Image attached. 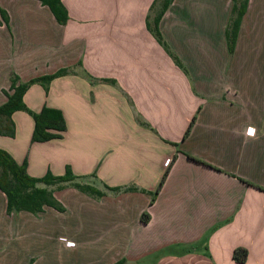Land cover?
Wrapping results in <instances>:
<instances>
[{
  "label": "crops",
  "instance_id": "crops-1",
  "mask_svg": "<svg viewBox=\"0 0 264 264\" xmlns=\"http://www.w3.org/2000/svg\"><path fill=\"white\" fill-rule=\"evenodd\" d=\"M157 1L59 0V25L36 0H0L9 26L0 25V105L10 73L26 82L67 70L22 96L33 113H61V138L31 143L32 119L16 111L0 149L32 178L98 165L102 185L137 189L73 206L57 224L10 221L27 264H237L236 248L247 252L242 264H264V47L248 20L264 0H247L231 54L230 0H172L157 24L165 49L147 27Z\"/></svg>",
  "mask_w": 264,
  "mask_h": 264
},
{
  "label": "trees",
  "instance_id": "trees-1",
  "mask_svg": "<svg viewBox=\"0 0 264 264\" xmlns=\"http://www.w3.org/2000/svg\"><path fill=\"white\" fill-rule=\"evenodd\" d=\"M36 1H38L42 6L48 8L53 18L59 25H63L65 23L67 19L66 12L59 0ZM171 1L172 0H161L158 9L152 17L151 25L148 26L147 22V27H149L156 41L163 46L164 49L166 46L159 35L157 24ZM230 1V15L224 32L228 54L233 52L239 25L245 13L247 4V0ZM0 25H4L7 30L9 29L8 17L5 11L1 8ZM174 60L177 62L175 58ZM66 74V69H59L51 75H44L29 79L26 82H19L17 75L10 73L8 86V91L10 93L4 90L2 91L5 96V101L0 105V135L13 137V123L11 121V115L16 111H23L30 116L33 122V129L30 136L31 143H40L61 138V133L65 131V122L61 113L58 110L44 106L37 113H33L24 106L22 96L30 85L39 83L45 88V85L52 79ZM191 125L192 121H190L183 136L187 135ZM192 160L200 162L196 159ZM166 173L167 171L163 173L156 185V188L152 193H150L149 205L152 204L155 196L160 190ZM54 186L58 188L69 186L93 199L100 198L108 192L116 195L123 192L137 191L134 187L111 188L106 185H101V188H99L92 184H84L79 182L76 176L72 175L68 166L65 167L64 173L61 176H52L47 172L41 178H32L25 173L24 161L20 165H17L7 152L0 149V193L3 195L5 200L4 212L6 215L12 216L19 212H26L34 215L42 212L43 207L51 208L59 213L63 212L64 208L56 199H54L52 195L51 188ZM256 188L264 191L260 187ZM140 192L144 191L140 190ZM148 219L149 216L146 212H142L139 216V222L142 224H146ZM246 255L247 252L245 249L236 248L232 251L231 259L237 264H242L245 261ZM30 263L31 260L28 264ZM111 264H126V260L124 258H120Z\"/></svg>",
  "mask_w": 264,
  "mask_h": 264
},
{
  "label": "rangeland",
  "instance_id": "rangeland-1",
  "mask_svg": "<svg viewBox=\"0 0 264 264\" xmlns=\"http://www.w3.org/2000/svg\"><path fill=\"white\" fill-rule=\"evenodd\" d=\"M160 2H161V0L157 1L155 9H158ZM261 4L262 3H260L259 6H254L252 8V11L249 14L248 20H249V22H251L253 24L252 27L254 28V30H256L255 37L253 38V40L256 41V43H259L261 41V43H259L261 45H258V44H253V45H258V46L264 47V13H262V14L257 13L256 14L257 10H259V9L264 11V9H262L260 7ZM229 15H230V12H229ZM228 19H229V17H228ZM210 46L213 47L212 45H210ZM214 47H216V44L214 45ZM263 53H264V51H263ZM263 53L260 54L259 56H262ZM208 57H209V62H211L210 55ZM196 89H197V87H196ZM45 90L46 89H44V91ZM20 112L23 114H26L23 111H20ZM0 138H1L0 140L6 139V141H12L13 137H7V136L0 135ZM16 145H18V147L24 146L21 142L20 137L16 141ZM24 148H25V146H24ZM24 153H25V151H24ZM98 167H99L98 165L91 166V168L93 169V172L90 174H87V175H78L77 176V175H74L72 172L71 173L73 176H76L78 178L79 182H82L84 184H92L94 186H101L103 183L100 182L99 179L96 178V175L94 173L96 171V169H98ZM59 176H61V175H59ZM51 190H52L51 192H52L54 199H56L61 204V206L64 208V211L61 212L62 214L59 212H56L55 210L50 209L48 207H43V210H42L41 214H39V215L38 214L30 215V214L23 213V212L16 213L12 216L6 215L4 213V197L0 193V225H1L2 233H3L2 240H0V264H27V260H28V255H27L28 253H27V251H25L24 241L22 242V240H21V242L23 244L22 245L19 244V240L22 238L21 236H19V233H17V232L13 233V236H10L7 233L8 231L6 228H8V224L10 223V221L12 223L16 222L19 225H22V224L27 223V222H53V223L57 224L58 222L67 221V216L65 218V214H64V212L67 209L70 210L71 207L76 206V205H80V206L81 205H88V204H90L91 200H95V199H92L90 196L84 195V194L78 192L77 190H75L69 186H66L63 188H58V187L54 186L51 188ZM59 238H62V237H59ZM63 245H64V243H63ZM173 249H175V247H173ZM126 264H153V260H152V257H148V258L144 259L142 261V263L141 262L135 263L134 261L131 260V261H126Z\"/></svg>",
  "mask_w": 264,
  "mask_h": 264
},
{
  "label": "built area",
  "instance_id": "built-area-1",
  "mask_svg": "<svg viewBox=\"0 0 264 264\" xmlns=\"http://www.w3.org/2000/svg\"><path fill=\"white\" fill-rule=\"evenodd\" d=\"M245 134L252 135L253 134V131H251V129H249V128H246ZM169 162H170V160L169 159H166L164 161V163H163L164 166L166 167L169 164ZM59 241L63 242L65 247H73L74 246V244L72 242L66 241L64 238H59Z\"/></svg>",
  "mask_w": 264,
  "mask_h": 264
}]
</instances>
